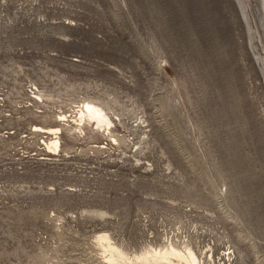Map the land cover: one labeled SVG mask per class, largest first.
Wrapping results in <instances>:
<instances>
[{
  "label": "rangeland",
  "instance_id": "1",
  "mask_svg": "<svg viewBox=\"0 0 264 264\" xmlns=\"http://www.w3.org/2000/svg\"><path fill=\"white\" fill-rule=\"evenodd\" d=\"M250 1L0 0V264H114L98 236L128 259L264 264Z\"/></svg>",
  "mask_w": 264,
  "mask_h": 264
},
{
  "label": "bare ground",
  "instance_id": "2",
  "mask_svg": "<svg viewBox=\"0 0 264 264\" xmlns=\"http://www.w3.org/2000/svg\"><path fill=\"white\" fill-rule=\"evenodd\" d=\"M258 2L264 12V0H258ZM254 20L256 19L254 18ZM79 114H80V118H79L80 122L89 121L93 124V126L96 127V129L99 130L103 129V132L104 131L109 132L111 122L102 112V110L99 109L98 107L91 105L89 103L83 104L81 110L79 111ZM35 131L53 136H57L60 133L58 128L45 129V130H41L40 128H35ZM53 138H57V137H53ZM58 148L59 146L57 141H52L48 143L47 149L49 151L53 149L55 152V150L57 151ZM97 241L100 243L101 248L104 250V252H106L107 255L109 256V259L107 258L108 261L110 263L114 262V264H198V260L196 259V257L193 255L191 251L187 249H186V253H181L169 247L168 250H164L162 252L160 250L146 252L145 254H142L139 257L128 259L116 248H113L109 245L106 236H98Z\"/></svg>",
  "mask_w": 264,
  "mask_h": 264
},
{
  "label": "water",
  "instance_id": "3",
  "mask_svg": "<svg viewBox=\"0 0 264 264\" xmlns=\"http://www.w3.org/2000/svg\"><path fill=\"white\" fill-rule=\"evenodd\" d=\"M254 4L253 14L255 16V25L257 34L260 37L261 43L264 45V12L262 7L259 5L258 0H251Z\"/></svg>",
  "mask_w": 264,
  "mask_h": 264
}]
</instances>
